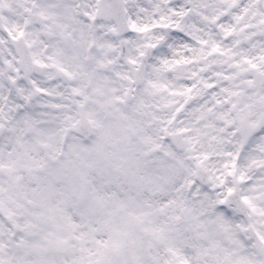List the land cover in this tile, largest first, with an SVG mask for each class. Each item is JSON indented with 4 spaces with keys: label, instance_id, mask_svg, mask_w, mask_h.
I'll list each match as a JSON object with an SVG mask.
<instances>
[{
    "label": "snow or ice",
    "instance_id": "snow-or-ice-1",
    "mask_svg": "<svg viewBox=\"0 0 264 264\" xmlns=\"http://www.w3.org/2000/svg\"><path fill=\"white\" fill-rule=\"evenodd\" d=\"M0 264H264V0H0Z\"/></svg>",
    "mask_w": 264,
    "mask_h": 264
}]
</instances>
